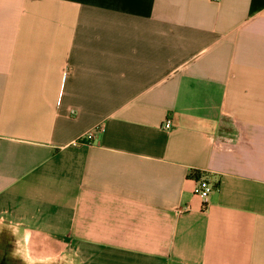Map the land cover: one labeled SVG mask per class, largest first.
I'll return each mask as SVG.
<instances>
[{"label":"crops","instance_id":"1","mask_svg":"<svg viewBox=\"0 0 264 264\" xmlns=\"http://www.w3.org/2000/svg\"><path fill=\"white\" fill-rule=\"evenodd\" d=\"M191 170L218 184L207 204ZM6 246L264 264V0H0Z\"/></svg>","mask_w":264,"mask_h":264},{"label":"built area","instance_id":"2","mask_svg":"<svg viewBox=\"0 0 264 264\" xmlns=\"http://www.w3.org/2000/svg\"><path fill=\"white\" fill-rule=\"evenodd\" d=\"M171 128H172V121L168 119L164 125V129L168 130ZM93 137H94L93 133L90 132L87 135H85L82 140L76 141L74 145L85 143V141L89 142L93 139ZM194 181L196 183L195 185L196 195H198L203 200V202L207 204L211 194L217 189L218 184L210 181L207 177L204 176L199 180H194Z\"/></svg>","mask_w":264,"mask_h":264},{"label":"rangeland","instance_id":"3","mask_svg":"<svg viewBox=\"0 0 264 264\" xmlns=\"http://www.w3.org/2000/svg\"><path fill=\"white\" fill-rule=\"evenodd\" d=\"M13 254H14L13 246L1 247L0 264H27L25 262L20 261L15 256H13ZM39 264H45V263H39ZM53 264H62V263H53Z\"/></svg>","mask_w":264,"mask_h":264},{"label":"trees","instance_id":"4","mask_svg":"<svg viewBox=\"0 0 264 264\" xmlns=\"http://www.w3.org/2000/svg\"><path fill=\"white\" fill-rule=\"evenodd\" d=\"M188 177L193 180H199L200 178L203 177V174L198 170H191L189 172Z\"/></svg>","mask_w":264,"mask_h":264}]
</instances>
